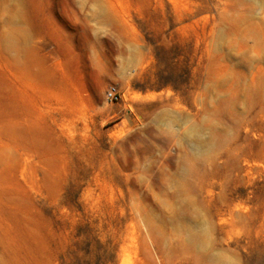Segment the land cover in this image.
Returning <instances> with one entry per match:
<instances>
[{
	"label": "rangeland",
	"instance_id": "obj_1",
	"mask_svg": "<svg viewBox=\"0 0 264 264\" xmlns=\"http://www.w3.org/2000/svg\"><path fill=\"white\" fill-rule=\"evenodd\" d=\"M0 264H264V0H0Z\"/></svg>",
	"mask_w": 264,
	"mask_h": 264
},
{
	"label": "built area",
	"instance_id": "obj_2",
	"mask_svg": "<svg viewBox=\"0 0 264 264\" xmlns=\"http://www.w3.org/2000/svg\"><path fill=\"white\" fill-rule=\"evenodd\" d=\"M105 99L109 102L117 103L121 100L122 94L115 85H109L105 90Z\"/></svg>",
	"mask_w": 264,
	"mask_h": 264
},
{
	"label": "crops",
	"instance_id": "obj_3",
	"mask_svg": "<svg viewBox=\"0 0 264 264\" xmlns=\"http://www.w3.org/2000/svg\"><path fill=\"white\" fill-rule=\"evenodd\" d=\"M129 119L132 120L131 116H129ZM124 121H125L127 124H128V122H129L128 119H126V118H125Z\"/></svg>",
	"mask_w": 264,
	"mask_h": 264
}]
</instances>
